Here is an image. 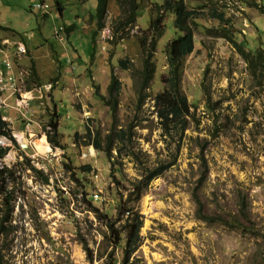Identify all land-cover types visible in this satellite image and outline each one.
<instances>
[{
	"label": "rangeland",
	"instance_id": "374dc122",
	"mask_svg": "<svg viewBox=\"0 0 264 264\" xmlns=\"http://www.w3.org/2000/svg\"><path fill=\"white\" fill-rule=\"evenodd\" d=\"M8 1L0 0V8ZM164 1H170L172 7L160 10ZM176 1L139 0L141 15L136 25L116 33L115 17L120 7L117 0L115 4L110 0L109 10L114 15L105 26L110 27L113 39L98 43L97 36L96 45L95 29L81 17L75 18L77 30L71 41L65 37L60 42L52 36L54 25L68 26V21L54 24L51 17L40 18L16 7L11 8L13 13H3L8 27L16 26L19 18L34 21L31 25L35 29L16 27L26 40L29 35L34 43L41 42L43 31L46 38L65 45L55 62L47 61L41 69L40 81L32 79V70L27 67V81L31 78L38 84L51 80L57 83L44 94L45 111L38 119L45 122L53 113H60L56 134L47 137L61 145L52 148L49 158H45V150H40L42 143H38L44 137H29L32 143L28 148L18 149L3 161L11 166L22 155L19 160L28 159V167L29 161L50 177L45 183L33 170L17 166L20 189L15 193L10 222H5L7 232L0 240L9 264H108L112 246L103 239L106 227L88 212L81 190L98 193L101 199L94 200L95 205L113 218L118 217L116 205L120 198H129V204L142 215L140 244L130 255V264H264V69L261 64L256 69L250 66L233 42L243 45L245 51L264 48V0H183L188 10L194 11L187 24L194 32V50L184 59L180 77L192 116L184 134L178 128L167 135L154 110V99L168 86L162 77L170 75L167 45L180 31L175 24ZM95 13L96 9L92 11ZM161 14L164 18L151 26V20ZM150 27L153 33L145 34ZM141 38L157 43L151 52L155 71L148 87L142 84L146 55ZM74 48L79 57L73 60ZM121 59H127V69L120 66ZM71 60L80 69L77 73L85 72L88 76L84 81L94 88L89 92L84 88L76 97L68 96L71 84L67 80L58 83L60 75L49 77L56 74L57 68L64 73ZM111 70L121 82L114 113L112 105L103 102L96 92L98 89L100 94L108 95ZM68 73L71 77L72 72ZM91 73L96 74L97 82L91 80ZM4 94L6 105L13 104L9 93ZM4 105L1 102V111ZM15 109L14 105L5 111L19 117L13 127L18 131L15 122L25 118ZM85 128L92 132L91 139L82 135L76 138V132L83 134ZM32 129L36 134L34 125ZM108 135L116 137L110 155L106 150ZM98 136L101 148L94 146ZM168 161L174 163L146 186L140 198L129 196L127 187L132 182ZM64 162L75 167L73 174L63 171ZM86 164L91 165L89 173L79 169ZM122 174L125 179L118 178ZM6 211L7 207L0 204V217ZM123 223L122 218L115 227ZM85 241L93 255L102 253L93 263L89 262ZM115 251L122 264L123 249Z\"/></svg>",
	"mask_w": 264,
	"mask_h": 264
},
{
	"label": "trees",
	"instance_id": "16d2710c",
	"mask_svg": "<svg viewBox=\"0 0 264 264\" xmlns=\"http://www.w3.org/2000/svg\"><path fill=\"white\" fill-rule=\"evenodd\" d=\"M108 1L109 0H97L96 13L95 15H93L96 21V29L93 32V42L95 45L99 31L106 25V20L108 16ZM117 3L120 6L121 12L118 16L115 17V22L117 23V26L114 32L116 33L118 32V29L124 30L129 25H136L137 19L141 15V13H139L141 7L139 0H117ZM170 6L172 7L170 1H164V3L159 6V9L161 10ZM173 8L175 13V24H177V27L180 31L179 34L168 43L166 48L168 63L170 64V75H164L162 78L163 80L164 77L166 78L168 86L165 88L164 91L157 94L154 99V110L161 119L163 134L167 135H171L172 131L174 129L177 130L178 128L181 133L184 134L185 130L188 127L189 117L192 116V112L190 110L191 104L188 102L186 94L181 89L180 77L184 59H186L187 55H189L194 50V32L190 26H187L188 21L193 17L192 15L194 14V11L188 10L183 0H177L176 5L173 6ZM217 16L220 19L223 18L222 14H217ZM163 18L164 15L161 14L155 19H152L150 23L151 26L154 25L155 27ZM144 32L145 34L153 33L151 27L150 29L145 30ZM220 35L229 38V36L225 33H220ZM233 42L238 48L239 52L242 54V56L248 61L250 66L256 69V67L261 64L262 68L264 69V48L262 46L257 48L255 51H245L243 49V45H239L234 40ZM156 45L157 43L155 41L150 42L148 40H145L144 38L140 39L141 49L145 52L146 55L142 70L143 75L141 74L142 84L145 87H148V84L152 79L153 73L155 71V63L152 61L151 52L155 50ZM119 63L122 68H128L127 59H121L119 60ZM120 89L121 82L111 70V81L108 85V95L110 96V98H108V95L100 94L98 89L96 91L98 93L97 95L101 98L103 102H105L107 105H112L113 113L118 108V97ZM5 124L6 123L1 118L0 113V135L8 133ZM50 124L54 129V133L56 134V130L58 129L59 123L52 119ZM80 135L91 139L92 132L89 128H85L83 134L77 132L75 134L76 138L82 137ZM49 138L50 140L54 141L51 136ZM115 138L116 137L113 135H108L107 137L106 150L109 155L111 154V150L114 146V142L116 140ZM100 140L101 139H99V136L94 140V146H96L97 148L102 147ZM55 144L56 146L61 145L59 141H56ZM5 153L6 149L0 148V160ZM27 160L28 159H26L24 162L18 161L15 165H13L12 168L0 167V196L3 195L0 204L5 205L7 207L6 213L4 212V214L0 217V240L1 234H3V232H7L5 222H10V213L13 210L14 206V204L12 203V199H14L15 192L19 191V187L17 184L11 191H9V189L7 188V180L16 182L18 178V176L16 175L17 168L15 167L21 165L20 168L33 170L43 182L49 183L50 181V177L47 173H45L42 169L35 168L33 165H31L29 161L28 163L30 167H28L25 164ZM173 163V161H168L166 163L161 162L158 166L147 170V173L143 174L142 179L132 182V186L127 187V190L129 191V196L135 195L136 198H140L146 186H148V184L154 178H157L162 175L163 172L167 168H169ZM62 168L64 169L63 171L71 172V174H73V170L75 169V167L66 162L63 163ZM79 169L81 171H86L89 173L91 172L92 168L91 165L86 164L81 165ZM79 178L80 177H78L77 180L81 182ZM118 178L125 179L123 174ZM120 182L121 181H117L118 184H120ZM59 191L63 192L61 189H59ZM80 193L81 200L86 203L88 212L91 211L92 213H94L95 216L100 219L106 227V230L103 232V239L108 241V243L112 246V249L108 253V264H119V260L115 257V250L118 247H121L123 249V258L121 259L122 264H130V255L136 250V248L140 244V229L143 225L142 215L138 211H136L135 206L129 204V202L131 201L129 198L125 201L120 198L116 205V210H118V217L113 218L109 216V214L101 211V209L95 205L93 194H90V192L85 190H81ZM65 196L66 195H64V197ZM69 198H71V194L69 195ZM122 218L124 219V223L122 225H119V227H115L116 221H119ZM84 247L88 252V259L90 263H93L95 257H97L98 259L101 258L102 253L100 252V254L93 255L86 241L84 242ZM4 250L5 249L3 248V246L0 245V264H9V260L6 258Z\"/></svg>",
	"mask_w": 264,
	"mask_h": 264
},
{
	"label": "crops",
	"instance_id": "0c3cea01",
	"mask_svg": "<svg viewBox=\"0 0 264 264\" xmlns=\"http://www.w3.org/2000/svg\"><path fill=\"white\" fill-rule=\"evenodd\" d=\"M34 0H9L8 2H4L2 3L3 7L0 8V47L2 48V52L3 53H9L12 54L13 52V48L12 46H10L9 44H2V41L5 39H14L11 41H23L25 42L28 52L27 54L18 62H16L18 65L17 67H15V74H18L20 71H22V69L19 66H26L29 67L32 70V79H35L34 81H40L42 77V72L41 69L45 68L47 61L51 62L52 64L55 62V57L58 56L59 51L61 50V48L63 50H65V45L61 44L60 42L58 43L57 41L53 42L52 38H46L43 34V31L41 32V34L43 35V40H41V42H37L34 43L33 38L31 36H29L28 34V40H26L25 38H23L20 34V32L17 30L16 27H20V28H27V27H31L32 29H35L36 27L31 25L34 23V21L32 23H29L28 20L24 19V18H19L16 22V26H12L8 27L7 26V18L3 17V13L7 12L8 14L13 13L11 11V8L16 7V8H20L21 10L24 11V9L29 10L30 12H33V14H36L35 11L32 10L31 8V4ZM116 1V0H115ZM115 1L112 0V2L115 4ZM110 0L108 1V16H107V20H106V24H108V22L110 21L111 17L114 15L112 13L111 10H109V5H110ZM97 6V0H56L55 1V7L51 13V15H46V16H42V15H38L36 14V16H39L40 18H45V17H51L53 19V22L55 24V22H66L68 21V23H70L68 26L66 27V34L65 37L67 38L68 41H71V36L72 34L77 30L76 27V21L75 18L80 19V17L82 18L83 22L88 25L89 27L96 29V21L95 18L92 14V11H94V9H96ZM69 7H72L71 11L68 10ZM120 7V6H119ZM77 11H75V10ZM121 12V9H120ZM88 13V14H87ZM89 15V16H88ZM59 19H61V21H59ZM37 24L39 26H41V23L37 21ZM41 29V28H40ZM53 38L55 37L54 32H53ZM56 38V37H55ZM65 38V39H66ZM57 39V38H56ZM58 40V39H57ZM59 41V40H58ZM57 42V43H56ZM70 54H71V49L67 50ZM0 51V60L2 58V56L4 55ZM79 52L76 48H74V52H72V57L73 60L78 58L79 56ZM64 58H62L63 60ZM58 61V60H56ZM70 68H68L64 73H62L60 68L56 69V74H52L51 76H49L50 78H52V76H59L57 82L60 83V81H68L71 84V88L70 90H66L69 92V95H75L78 96V94L82 93V90L85 88V92L88 91L89 89L92 90L93 87H90L91 84L89 81H84L85 77H87L88 75H86V73H82L79 72L77 73V71H79L80 69L78 68V66H75V62H73L72 60L70 61ZM44 65V66H42ZM57 65V64H56ZM48 67L51 68V65H49ZM68 71L72 72V76H69ZM49 78V79H50ZM109 78V76H108ZM98 77L96 76L95 73H91V80L92 81H96L97 82ZM49 84V87L52 86L53 84L56 85L57 83L53 80H51L50 82H47ZM46 84V83H45ZM57 86V85H56ZM94 89V88H93ZM55 92V98H57V90L54 91ZM65 92V91H64ZM75 92H77L75 94ZM59 94L63 95L64 93L60 90ZM36 98L33 99L34 102L32 103V110L34 113H36V115H38V117H40L41 115L44 114L45 111V102H46V98H40L38 96H35ZM48 97V96H47ZM61 101H63V98H58ZM94 102H96L95 100H93ZM48 103V101H47ZM58 105V104H57ZM39 110V111H38ZM12 115H16L15 112L12 111L11 113ZM54 114V113H53ZM47 119L51 122L52 119L57 121L59 123V121L61 122V116L60 113H56L54 115H52L51 117H47ZM22 123L19 121L15 122V127L16 128H20L22 127Z\"/></svg>",
	"mask_w": 264,
	"mask_h": 264
},
{
	"label": "built area",
	"instance_id": "2783aa9c",
	"mask_svg": "<svg viewBox=\"0 0 264 264\" xmlns=\"http://www.w3.org/2000/svg\"><path fill=\"white\" fill-rule=\"evenodd\" d=\"M55 1L56 0H34L31 4V8L33 11H35L36 14L46 16L51 15L54 7H55ZM128 29V28H127ZM66 30V27L64 25H54V35L57 39L60 41L65 40L64 31ZM132 31L134 28L131 29ZM113 35L111 32L110 27L107 25L103 29L99 31L97 42L102 43L106 40H112ZM111 42V41H110ZM10 44L13 48V54L10 55L8 53H3L2 48L0 47V51L4 54L0 60V90H8L9 95L13 99V104L6 105V97L7 94H4L2 91H0V101L2 104H5L4 111L8 107H13L16 105V111L25 119H27V122L24 125L23 132L19 133L18 131H15L12 124V119L10 116L5 114V117L3 118L7 122V128L10 129V131L7 134L0 135V144L2 146L0 148L4 149V145L8 142L9 139H12V141H15L24 144L19 140V136L25 135L24 132L30 131L32 128V122L29 118V107L31 100L35 99L32 96V90H30V86L33 87V90H35L39 95L40 98L44 96L46 92H48L51 88L49 87V84H38L31 82V78L26 82V78L29 74L30 69L25 67V70L20 71L18 74H15V67H17V63H15V59H17V62L20 61L26 54H27V47L25 44L21 41H9L8 39H5L2 41V44ZM104 48V47H102ZM29 119V120H28ZM39 131H45L47 135L54 134V129L51 126L49 120H46L44 122V125L41 126ZM45 141L48 144V148L45 149V151L42 153L45 158H49V155L52 151V148L56 149L59 148L58 146H53L50 144L47 139L48 137H44ZM15 143H10L9 146H7L6 153L1 157L0 167H7L12 168L13 165H15L18 160L21 158V156L18 158L17 161H15L11 166H8L6 164H3V161L8 158V156L11 154V152L18 151L17 145ZM6 157V158H5ZM16 174H20V172L16 171ZM11 180H7V188L9 191L13 190V188L18 185L20 189V185L18 184V181L14 182ZM19 193V191L15 192ZM17 194H14V199H12V203L14 204L15 198ZM94 200H100L101 196L98 193L93 194ZM18 199L21 200V197Z\"/></svg>",
	"mask_w": 264,
	"mask_h": 264
},
{
	"label": "bare ground",
	"instance_id": "6f19581e",
	"mask_svg": "<svg viewBox=\"0 0 264 264\" xmlns=\"http://www.w3.org/2000/svg\"><path fill=\"white\" fill-rule=\"evenodd\" d=\"M21 42H23V41H21ZM24 43V42H23ZM9 44V43H8ZM10 45V44H9ZM11 46V45H10ZM26 82H27V80H26ZM30 90H32V96L34 97V98H36L35 96H37V92L35 91V90H33V87L32 86H30ZM0 91H2V90H0ZM3 93H5V92H8V90H3L2 91ZM9 97L11 98V96L9 95ZM32 101V100H31ZM0 105H1V101H0ZM15 108H16V105H15ZM1 111V110H0ZM2 113H1V118L3 119L4 117H5V114H7L8 115V112L7 111H4V110H2L1 111ZM18 116H20L21 118H24V117H22L19 113L17 114ZM8 116H10V115H8ZM11 117V116H10ZM19 117H11V119H12V126L14 127V121L15 120H17ZM29 118H30V120H31V122H32V126L34 125L35 127H36V134H35V132H34V130L31 128V130L30 131H27V132H24V134L25 135H22V136H19V140L22 142V143H24V144H20V143H18V142H16L15 143V141H12V139H9L8 140V142L6 143V145H4L3 147H4V149L7 147V146H9V144L10 143H15V145H17V148L19 149V150H21V151H23L24 150V148L26 147V148H28V146L32 143V142H30V141H28L27 139L29 138V137H33V138H35V137H47L48 135L46 134V132L45 131H40V132H38L39 131V129L41 128V126H43L44 125V122H40L39 121V119H38V115H36V113H34L32 110H31V102H30V107H29ZM4 120V119H3ZM29 120V119H28ZM46 120H48L47 118H46ZM5 121V120H4ZM21 123H22V127H20V128H18L19 130H18V132L19 133H21V132H23V128H24V125H25V123L27 122V120H25V119H22L21 121H20ZM50 122V121H49ZM5 125H6V129H7V131L9 132L10 131V129L9 128H7V122L5 121ZM39 133V134H38ZM48 140V142L50 143V144H52L53 146H56L51 140H49V139H47ZM38 143L39 144H41L42 143V146H43V149H40V150H45V149H47L49 146H48V144H47V142L45 141V139H43L42 141H38ZM2 146V144H0V147ZM41 146V145H40ZM10 155H13V152H11V154ZM9 155V156H10ZM9 156H8V158H9ZM21 156V158L20 159H22L23 158V156L22 155H20ZM20 162H23V160H19ZM20 166V165H19ZM15 168H17V167H15Z\"/></svg>",
	"mask_w": 264,
	"mask_h": 264
}]
</instances>
